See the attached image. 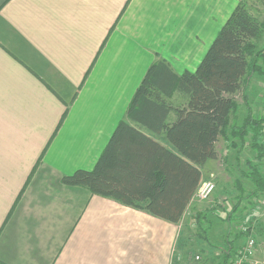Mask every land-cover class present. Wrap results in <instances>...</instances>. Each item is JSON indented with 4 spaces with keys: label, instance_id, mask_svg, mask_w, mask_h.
I'll return each instance as SVG.
<instances>
[{
    "label": "crops",
    "instance_id": "0c3cea01",
    "mask_svg": "<svg viewBox=\"0 0 264 264\" xmlns=\"http://www.w3.org/2000/svg\"><path fill=\"white\" fill-rule=\"evenodd\" d=\"M238 2L0 0V264L186 258L182 228L192 201L173 223L62 178L95 166L153 62L194 71ZM239 94L233 118L249 110ZM262 94L247 100L258 114ZM170 100L185 105L188 96ZM175 119L172 111L168 121ZM141 130L176 151L165 133ZM213 160L202 180L213 178Z\"/></svg>",
    "mask_w": 264,
    "mask_h": 264
},
{
    "label": "trees",
    "instance_id": "16d2710c",
    "mask_svg": "<svg viewBox=\"0 0 264 264\" xmlns=\"http://www.w3.org/2000/svg\"><path fill=\"white\" fill-rule=\"evenodd\" d=\"M263 33L264 21L252 13L245 0H239L194 71L179 74L166 59L154 61L129 102L128 119L118 122L95 166L77 169L62 181L178 223L202 180L205 164L218 158L220 137L231 140L232 147H238L236 140L243 142L239 147L250 140L258 155L264 156L258 138L264 134V114L255 113L247 103L246 86L251 71L264 73V46L257 44ZM178 91L188 96L187 104L172 103L170 99ZM239 92L249 110L245 117L233 118ZM172 111L176 119L169 122ZM141 127L165 133L176 151ZM249 163L258 195L264 191V177L257 164ZM204 218L210 224L203 226L204 220L197 217L198 226L207 232L212 220ZM248 230L240 229L236 239L227 238L230 247L218 264H230L237 238L250 233L251 227Z\"/></svg>",
    "mask_w": 264,
    "mask_h": 264
},
{
    "label": "rangeland",
    "instance_id": "374dc122",
    "mask_svg": "<svg viewBox=\"0 0 264 264\" xmlns=\"http://www.w3.org/2000/svg\"><path fill=\"white\" fill-rule=\"evenodd\" d=\"M245 2L252 13L264 21V0H245ZM257 44L264 46V33ZM262 85H264V73L251 71L246 84L247 92L251 93L250 96L259 100L263 93ZM237 99L242 104L245 102L240 94ZM242 104H240L242 111H247ZM258 138L264 145V134ZM217 149L218 158L213 160L206 172L207 176L213 172L214 176L211 177L216 181L217 187L209 199L192 202V210L187 212L186 222L182 228L187 238L185 247L187 254L184 260H179V264H218L223 260V251L230 247L227 245V238L236 239L235 235L243 225L251 227V233L257 241L256 257L257 255L261 259L264 257V191L256 195L253 189L255 184L250 177L249 163L251 161L257 164L264 177V156L258 155V148L252 146L250 140L241 147H232L228 140L221 137ZM238 186L243 189L242 194ZM204 215L213 220L207 232L198 226L197 221V217L204 220ZM258 217H262L261 221L260 218L257 219ZM207 223L210 224L204 220L202 225L207 226ZM246 237L247 235L244 234L237 238L238 247L246 240ZM258 246L261 247L260 250Z\"/></svg>",
    "mask_w": 264,
    "mask_h": 264
},
{
    "label": "built area",
    "instance_id": "2783aa9c",
    "mask_svg": "<svg viewBox=\"0 0 264 264\" xmlns=\"http://www.w3.org/2000/svg\"><path fill=\"white\" fill-rule=\"evenodd\" d=\"M216 187V181L213 178L200 181L191 201L209 199ZM241 230L245 233L249 231L246 225H243ZM246 235V240L238 247L231 261H229L230 264H264V259L256 257L257 241L254 235L251 232Z\"/></svg>",
    "mask_w": 264,
    "mask_h": 264
}]
</instances>
